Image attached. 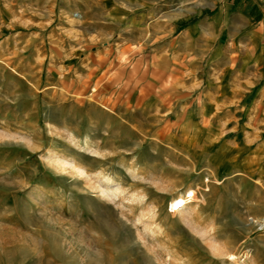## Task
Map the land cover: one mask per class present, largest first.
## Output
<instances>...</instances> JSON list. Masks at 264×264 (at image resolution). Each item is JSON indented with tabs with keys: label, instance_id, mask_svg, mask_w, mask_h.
<instances>
[{
	"label": "rangeland",
	"instance_id": "obj_1",
	"mask_svg": "<svg viewBox=\"0 0 264 264\" xmlns=\"http://www.w3.org/2000/svg\"><path fill=\"white\" fill-rule=\"evenodd\" d=\"M190 5L0 0V264H264V47Z\"/></svg>",
	"mask_w": 264,
	"mask_h": 264
},
{
	"label": "crops",
	"instance_id": "obj_2",
	"mask_svg": "<svg viewBox=\"0 0 264 264\" xmlns=\"http://www.w3.org/2000/svg\"><path fill=\"white\" fill-rule=\"evenodd\" d=\"M182 1L192 2V5L188 6L184 13L187 25L183 28L182 33L186 37L197 33L195 39L203 41L204 46L217 44L220 47L224 45L228 50L234 47L251 46L257 51L258 47H264V0ZM195 16L196 19H194ZM188 19L189 21H187ZM218 37H220V41L216 43ZM222 40H224V44L221 42ZM2 74L3 80L6 79L4 72ZM17 84L15 79L12 83L3 84L2 81L4 87L0 88V97L2 95L6 104L10 102V94L17 93ZM48 105L46 111L50 114L52 109L50 104ZM54 110L58 118L64 122L67 116L65 108L58 103ZM0 118L5 117L0 115ZM63 122L60 121L62 124Z\"/></svg>",
	"mask_w": 264,
	"mask_h": 264
},
{
	"label": "bare ground",
	"instance_id": "obj_3",
	"mask_svg": "<svg viewBox=\"0 0 264 264\" xmlns=\"http://www.w3.org/2000/svg\"><path fill=\"white\" fill-rule=\"evenodd\" d=\"M232 145H234V144H232ZM232 145H225V147L227 148V150L229 152L228 158H230V156H234L233 154H235L238 151V149H239L238 146H237V144H235V146H233V147H232ZM50 154H51V149H47L46 150V153L44 154L45 159H51V158L54 159L55 163L62 170L63 169L64 170L65 169L66 170H69L75 176H77V178L78 177H81V176H86L87 175V172L84 170V168L81 167V166H79V165H77V164H75L73 162V160L72 161L66 160V159L60 157V155L59 156L53 155L52 157H50ZM234 157H233V159H234ZM101 181L103 182V185H100L99 187L101 188L100 189V192L103 195H107L109 192L115 193V192H119L120 191L119 184L115 183V181L112 178H110L109 176H102L101 177ZM138 198H140V197H138Z\"/></svg>",
	"mask_w": 264,
	"mask_h": 264
}]
</instances>
